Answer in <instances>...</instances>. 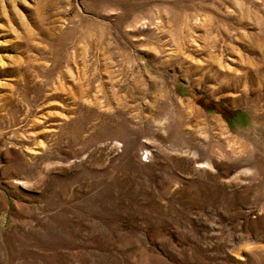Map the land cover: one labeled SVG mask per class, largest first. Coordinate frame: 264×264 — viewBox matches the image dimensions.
Listing matches in <instances>:
<instances>
[{"label":"rangeland","instance_id":"1","mask_svg":"<svg viewBox=\"0 0 264 264\" xmlns=\"http://www.w3.org/2000/svg\"><path fill=\"white\" fill-rule=\"evenodd\" d=\"M0 264H264V0H0Z\"/></svg>","mask_w":264,"mask_h":264}]
</instances>
